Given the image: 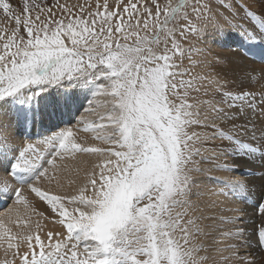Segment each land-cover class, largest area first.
I'll use <instances>...</instances> for the list:
<instances>
[{"label": "snow or ice", "instance_id": "snow-or-ice-1", "mask_svg": "<svg viewBox=\"0 0 264 264\" xmlns=\"http://www.w3.org/2000/svg\"><path fill=\"white\" fill-rule=\"evenodd\" d=\"M32 7L34 18L27 0L22 13L0 0V14L15 25L0 28V114L7 107L26 125L37 113L60 118L84 96L82 109L97 120L81 115L79 123L104 146L80 142L78 129L66 127L45 138V159L0 129V198L14 197L27 214L34 194L51 211L37 215L53 223L46 232L37 223L12 235L0 220L6 252L20 264H264L248 251L253 239L264 251V226L249 232L246 212L228 203L246 201L254 187L213 175L237 170L222 157H264V90H244L253 74L264 80V13L257 29L240 23L239 0ZM226 29L259 48L258 66L238 63L247 59L239 51L225 64L223 53L200 46ZM10 153L18 154L9 160ZM77 154L102 157L79 184L80 169L69 162ZM64 180L75 190L65 191Z\"/></svg>", "mask_w": 264, "mask_h": 264}, {"label": "bare ground", "instance_id": "bare-ground-1", "mask_svg": "<svg viewBox=\"0 0 264 264\" xmlns=\"http://www.w3.org/2000/svg\"><path fill=\"white\" fill-rule=\"evenodd\" d=\"M28 1V0H27ZM225 0H218V3H224ZM233 0H227V3L230 5ZM240 3H245V8L240 12L239 20L243 27L249 28L250 18L247 11H249V7L251 8L255 3H252L251 0H240ZM31 3V2H30ZM256 5V4H255ZM259 6V5H258ZM244 7V6H243ZM257 9V6L255 7ZM254 8V9H255ZM223 11V9H220ZM251 11V10H250ZM256 11V10H255ZM251 13V12H250ZM255 15V14H254ZM0 28L9 27L12 29L14 26L12 24H8L10 20L4 18L0 15ZM257 18L258 15H256ZM261 16V15H260ZM253 18V17H252ZM5 23V25L3 24ZM8 24V25H6ZM253 26V25H252ZM251 30V28L249 29ZM23 31V29H22ZM201 47H206L213 51V54L216 52L223 53L222 58L225 60V64H227V58L233 53L239 51L243 57H247L246 60L241 59L237 61L241 64H246L248 67L258 66L259 60L254 55L259 51V48H251L249 49L246 46L240 37V35L232 31L230 29H226L223 33H210L205 37V42L200 44ZM256 59V60H254ZM258 60V61H257ZM238 76H240L241 80L244 78V74L238 72ZM260 73L253 74V79L250 81H245L244 90L245 91H255L257 95L264 90V80H260ZM240 83V80L237 81V84ZM239 91V88L236 89ZM102 100V98H98ZM83 106L87 107V98L84 96L80 97V108ZM77 109V110H78ZM71 114V113H70ZM70 114L64 115L60 118H53L50 120H43L39 114L37 113L35 120L32 121L31 117L29 118V123L26 125L24 123H17L15 118L13 117L11 111L5 107L2 110V114H0V129H2L8 137L11 139L12 143L19 146H26L28 143H32L36 146L37 149L41 151L45 159H48L49 152L51 151L47 145L44 144V140L46 137L53 135L56 131L63 130L66 127H72L74 129H78V133L85 132L83 123H79L80 116L83 115L85 119L89 122V124L94 123L97 120L95 115H89L83 109L81 114L78 116L77 122L71 124ZM231 151V149H229ZM18 153H10L8 159L11 160L13 156ZM30 159H34V157H29ZM102 157H98L95 155H91L86 157L85 154H77V158L75 161H69L70 163L75 164L80 169L79 179L77 184L86 179V171L89 172L95 165L97 161H100ZM14 162V161H13ZM59 162V159H58ZM222 162H226L229 164L236 163L238 165L237 170L234 172H224V171H216L213 173L215 176H231L232 178L245 179L248 181L250 185L254 187V190L248 194L247 200H236L234 203L229 199L228 203L231 207H236L243 209L246 212V216L244 219L247 221L249 232H252L254 229H258L261 226H264V214L258 211V203H262L260 200L261 192L264 191V180L261 177H264V157H260L257 155L255 158L245 157L243 155L233 157V156H225L222 157ZM45 165V164H44ZM47 166V165H46ZM45 166V167H46ZM49 167V166H47ZM88 169V170H86ZM258 174V175H253ZM9 181L13 187H19V185L15 182V180L10 176ZM65 183V191H74L77 187L76 185L68 186L67 181H63ZM43 186L45 188L55 189V183L48 184L46 181H42ZM193 200L196 199L195 195L192 197ZM220 199H224L221 197ZM30 205L29 209H34V211L29 210L27 214H25V206L21 204H17L14 197H2L0 198V220H3L5 224L11 228V234L16 235L24 231L26 228H32L35 230L36 224L39 223L41 225V231L46 232L53 227V223L51 219L45 220L43 217L37 215V213H44L45 216H50L51 211L46 202L40 201L39 198L35 197L34 194L29 196ZM251 202L253 204H257V207L253 204L248 203ZM12 210L10 217H6L5 214L9 213V210ZM234 214V213H230ZM24 221H28L27 224H24ZM43 238V237H42ZM18 242V241H17ZM256 239L252 240V248L248 251H255L257 255L264 257L262 251H260L256 247ZM7 239L0 238V261L5 259L14 260L15 264H20L19 258H14L12 255L13 250H7ZM23 247L21 251H23ZM241 254H246L244 250H241ZM200 255H205V253L201 252Z\"/></svg>", "mask_w": 264, "mask_h": 264}, {"label": "rangeland", "instance_id": "rangeland-1", "mask_svg": "<svg viewBox=\"0 0 264 264\" xmlns=\"http://www.w3.org/2000/svg\"><path fill=\"white\" fill-rule=\"evenodd\" d=\"M240 1V0H239ZM10 2L12 3L13 5V8L16 9L17 12H21L22 13V6L23 4L26 2V0H10ZM31 2V3H30ZM57 2V0H28L27 3L30 5V10H31V13H32V16L34 18L35 14L37 13V9H35V7H32V5L34 4H39L41 5L42 7H45L47 6L49 3H51L52 5H55ZM61 3H67V4H83L84 3V0H60ZM94 2V0H93ZM179 0H173V3H178ZM194 2V0H189V7L191 5V3ZM252 3H255L251 8L249 7V11H247V13L249 14V18H250V24L251 26L253 25V27L257 28L258 29V19L261 17V13H264V0H251ZM114 3V0H109V4L112 5ZM240 3V2H239ZM241 7L244 9H247L245 8V3H240ZM259 5V6H258ZM244 6V7H243ZM257 6V9L255 8ZM255 8V9H254ZM251 10V11H250ZM256 10V11H255ZM251 12V13H250ZM255 14V15H254ZM2 15V14H0ZM259 18H257V16ZM3 16V15H2ZM1 17V16H0ZM4 17V16H3ZM253 17V18H252ZM5 18V17H4ZM43 18V17H42ZM5 25V23H3ZM8 24H12V26H15L14 25V21H9ZM6 24V25H8ZM2 28V27H1ZM3 28H7L9 31L11 29H9V27H3ZM23 32V31H22ZM256 60V59H254ZM258 61V60H257ZM82 109H78L74 112H72L70 114V120H71V124L72 123H76L77 122V119H78V116L81 114ZM79 136V141L80 142H84L86 144H89V145H92V144H95L96 146H104L101 144L100 141H97L95 139V136L96 134L93 133V132H90V133H85V132H81L78 134ZM89 155H86V157H88ZM51 157H49L48 159H50ZM102 160V159H101ZM100 160V161H101ZM100 161H97L95 163V165L97 163H100ZM47 164L44 165V167L46 166ZM95 165L93 166V168L95 167ZM48 166V165H47ZM46 166V167H47ZM92 168V169H93ZM91 169V170H92ZM88 170V169H86ZM89 170V172L91 171ZM97 172H98V169H97ZM253 175H258V174H253ZM86 177V176H85ZM87 178V177H86ZM68 191V189L66 190ZM15 199V198H14ZM248 203L250 204H253L251 202L248 201ZM264 203V201L262 202ZM254 206L257 207V204H253ZM262 254L264 255V251H262Z\"/></svg>", "mask_w": 264, "mask_h": 264}]
</instances>
